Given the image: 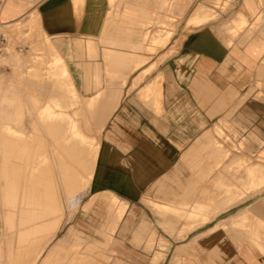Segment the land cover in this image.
<instances>
[{
	"label": "crops",
	"instance_id": "1",
	"mask_svg": "<svg viewBox=\"0 0 264 264\" xmlns=\"http://www.w3.org/2000/svg\"><path fill=\"white\" fill-rule=\"evenodd\" d=\"M83 1L0 0V42L7 44L8 30L19 22L39 26L49 63L46 101H59L64 107L54 110L55 115L72 118L68 109L76 108L86 120L87 131L91 122L103 128L109 119L105 150L95 173L103 193L82 206L94 180L99 146L95 144L90 157L74 162L72 123L43 128L33 124L26 133L24 120L16 123L15 119L29 116L27 106L33 115L40 114L36 97L26 99L15 87L0 88V198L4 202L0 204L4 210L0 264H264L263 202L228 214L248 197L263 192L264 186L255 192H234L227 185L234 177L226 173L220 176L224 182L220 187L226 190L220 199L203 189L202 199L189 203L187 197L197 182L192 176L180 180L187 171L201 172L206 162L217 165L230 155L233 158L227 165L234 159L247 163L250 154L264 164L259 155L264 149V124L259 122L264 118V0H233L234 11L223 30L222 25L210 23L218 14L200 7L187 21V27L198 29L174 55L162 58L155 80L139 92L144 108L137 103L134 109L130 102L120 100L126 80L132 71L147 65L145 52L171 34L166 31L150 37L136 26H147L150 19L171 26L162 14L169 2L159 0L150 10L148 0H120L126 14L119 21L110 14L109 0H86L82 6ZM170 9L178 10L179 5L171 4ZM23 61H11L12 67ZM155 67V63L148 64L133 85ZM103 75L106 89L102 88ZM43 84L33 79L31 89L43 88ZM84 91L94 93L81 97L78 92ZM233 116L238 117L229 122L240 143L230 142L232 150L228 151L218 140L230 141L223 123L229 124L225 118ZM214 120L219 123L213 130L206 129ZM42 132L49 139L63 134L59 139L63 156L41 157ZM187 141L196 144L178 165L180 148ZM74 171L79 178L73 177ZM58 174H64V180L80 179L87 184L81 189L67 188L63 181L61 199L53 192L43 193L41 199L45 187L41 182L57 180ZM14 196L16 204L9 203ZM233 196L241 199L233 201ZM98 198L105 217L90 221L88 232L79 236L72 218L80 207L89 209ZM57 212H64L63 219ZM221 214L226 215L217 220ZM63 229L65 234L57 239ZM81 245L87 253L73 250Z\"/></svg>",
	"mask_w": 264,
	"mask_h": 264
},
{
	"label": "rangeland",
	"instance_id": "2",
	"mask_svg": "<svg viewBox=\"0 0 264 264\" xmlns=\"http://www.w3.org/2000/svg\"><path fill=\"white\" fill-rule=\"evenodd\" d=\"M158 1L159 0H148L147 3H148V7L150 8V10L155 9V6L157 5ZM215 1L216 0H168L169 2L168 8L162 14L166 16L165 20L168 21L171 24V26L156 24L152 19H150L147 22V26H141V25L136 26L137 29H139L140 31L150 33V37L155 36L159 33L161 34L165 33L166 31H170L171 34L164 43L154 44V46L152 47L153 48L152 50L145 52V56L147 58V61H146L147 65L146 64L145 65L148 66V64H152V63L156 64V67L150 73L145 74L144 77L139 79L136 85H133V79L136 76H138L139 73L142 71V69H144L146 66L144 67L143 65L140 68L130 73V75L128 76V79L126 80L125 86L122 89L120 100L122 98L125 99L123 103L129 104L130 102V105L133 109L137 103H138L137 104L138 106H140L141 108H144L143 106L146 103L139 96L140 90L143 89L145 85L150 84L155 80V77L158 71L157 65L165 58L171 57L172 55H174L175 52L185 42L187 37L191 35L195 30L198 29V28H193V26L187 27V21L192 15H194L195 13L199 11L200 7H206L216 12L218 16L216 17L215 20L211 21L210 23H213V25H222L221 30H223L224 25L228 23L227 21L231 17L234 11V6L231 3L233 0H218L217 1L218 4L215 3ZM85 2L86 0L83 1L82 6L84 5ZM123 2L124 1H120V0H109L110 14L114 13L119 21H121L123 15L126 14V10L124 6L122 5ZM224 2H226L227 4H225ZM175 3L179 5V9L171 10L170 5L171 4L174 5ZM125 22L127 23V21ZM259 22L260 21L256 22V25L254 27H256ZM38 29H39V26L37 23L29 24V22L26 21V22H19V24L11 26L10 30H8V33H7L8 35L5 36V38L7 39L6 46L8 48V56L5 61H0V88L11 89L15 87V88H18V91L20 92L19 93L20 96L22 97L24 96L26 99H27V96L36 97L37 110H39L41 107L40 114L39 115L37 114L36 116L33 115L32 110L30 109V107L27 106L26 109H27V113L29 116L25 118L20 116L15 119V122L18 121L20 123H22V120H24L23 127L26 129V133H28L32 129L31 125L33 124L40 125L43 128V126L45 125L64 124L66 123L65 122L66 120L69 123H72L73 125L72 141L74 143L72 142L71 153L73 154L74 162L78 163L80 162L79 160L81 158L90 157L93 154L94 149L96 147L95 144L99 146L98 157L95 163L94 180H93L90 191L81 201V205L84 206L91 199L93 195H100L103 193V192H100L102 191L101 189L103 188V186L102 188H99V186H97L98 182L95 180V173H96V167H97L96 164L98 162V159L100 158L101 154L105 150L104 145H105L106 138H105L104 130H105V127L109 119L107 120L103 128H97L93 124V122H91L90 131H87L86 120L81 115L80 111L76 110V108L75 109L73 108V110L72 108L68 109V113L70 114L73 113L72 118H66L60 115L53 116L54 110L56 109L63 110L64 107L62 108L59 101H55V100L46 101V97L48 95V90H49V85L46 84L45 82L48 81L47 80V77H48L47 75L48 66L47 65H49V63H48V58H46L47 57L46 52L43 49L44 48L43 43H41L42 38L39 35ZM23 42H24L23 46H17V45L22 44ZM146 44H148V42H146ZM17 47H22L23 49L22 52L18 53L16 50ZM11 55H19V57H21V59L24 61L18 67L13 68L15 66L12 67V64H11L12 62L10 61ZM165 55H168V56L162 59ZM33 79L36 80L37 82H44V84L42 85L43 88H37L35 90L34 89L32 90L31 82L33 81ZM106 80L107 79L103 75V79H102L103 89H106L107 87ZM53 88L54 86H51L50 90H52ZM84 92H78V93L79 95L82 93L81 94L82 96L80 95L81 97L91 96L94 93V91H89V92L84 91ZM258 95H260V93L256 94V96ZM135 98L136 99L140 98L141 100L136 102ZM147 106L149 108H152L148 104ZM35 111H36V108L35 110H33L34 114H35ZM154 112L158 115L161 114V111L160 112L154 111ZM237 117L238 116H233L231 118H225V120H227L229 124L223 121L224 122L223 128L225 129L224 131H225L226 137L230 141H225L222 138L219 139L218 141L221 142V144L228 151L232 150V146L230 142H232V145H239L240 143V139L236 136L237 135L236 128L229 122L231 119H237ZM217 121L218 120H214L213 122H211L209 126H207L206 129L213 130L214 125L216 123H219ZM259 122L264 124L263 116L259 118ZM78 135L79 136L82 135V137L81 136L79 137ZM242 135L245 136L244 134ZM60 136L63 137V134L57 133V138L49 139L48 133H43V132L41 133V137H42L41 148H38V150L41 153V157H44V156L45 157H48V156L55 157L56 156L58 158L64 155L63 146L59 147ZM84 136H88L92 139L88 140ZM54 142H56V147H55ZM195 144H196L195 141L193 142L187 141L185 143L184 148H180L178 165L180 163L182 155L186 153L188 149H190V147L194 146ZM233 149L235 150L234 147ZM217 152L218 153L220 152V147H217ZM259 155L261 156V158H264V149L259 152ZM246 156L250 158V161H248L247 163H242L241 160L234 159L233 164L227 165L233 158V155H230L222 159V161H220V163H218L217 165H214L213 163L209 161L206 162L205 164L201 166V168L203 169L201 170V172L191 173L187 171L184 177L180 178V180L184 182L186 178H189V176H192L193 177L192 179H194V181L197 182V185L195 186L196 187L195 190L192 191L188 195L187 201L189 203H192L193 201L202 199L203 189H207L208 191L215 193L216 198L220 199V197H222L226 191L224 187H220L221 184H224V182H221L220 176L226 177V173L232 174L234 177L233 180L227 182V185H230L232 189L234 190V192L238 189L239 190L242 189L243 191H246V192H255L261 187H263L264 186V164L257 162V160L259 159L257 155L250 154ZM246 156L244 158H246ZM77 166L79 167V165H74V168ZM57 177H58L57 180H52V181L47 180V181L41 182L42 186L43 185L45 186L41 190V196H40L41 199L43 197V193H47V192H53L56 194V198L61 199L62 197L61 193L63 194V190L61 189V182L63 181L67 182V185H68L67 188H72L71 186H73V188L81 189L82 186H85L87 184L86 181H82L80 179H73L72 181L68 179L64 180L63 179L64 174H58ZM73 177L79 178L80 175L75 173L74 171ZM176 190H178L179 193L181 192V194H183L182 189L176 188ZM27 197H28L27 195L24 197L25 203H26ZM31 198L32 196L29 195V199ZM16 199H17L16 196H14L12 200L10 199L11 202L9 203L16 204ZM44 199L48 200V197H44ZM232 199L233 201H238L241 198L233 196ZM2 200L3 198H0V204L4 203ZM255 201H260V202H263L264 204V191L259 194H255L253 196L248 197L246 200L243 201L244 202L243 204H238V206L237 205L234 206L233 209H231L228 212V214L238 211L242 207L246 205H250ZM56 206H57V209L59 210L63 209V205H56ZM103 210H104V205H103L102 200L99 198L94 201L93 205L89 209L85 210L80 207L77 210V212L74 214L72 218V222L74 225V229L80 233L78 234L79 236H82L81 232H84V233L88 232V227L91 225L90 221L95 222V221H101L104 219L105 212H103ZM3 212H4L3 207L0 205V227H3L4 225L3 220H1L3 216ZM250 213L253 215L252 212ZM56 214L59 215L60 219L61 218L63 219L62 214H64V212H57ZM224 215L226 214H221L220 217L217 218V220L222 219ZM56 229L58 231L59 227H56ZM65 232L66 230L63 229V231L58 234L57 239L63 237ZM73 250L75 252L87 253L86 249L82 250V245L75 246Z\"/></svg>",
	"mask_w": 264,
	"mask_h": 264
},
{
	"label": "built area",
	"instance_id": "3",
	"mask_svg": "<svg viewBox=\"0 0 264 264\" xmlns=\"http://www.w3.org/2000/svg\"><path fill=\"white\" fill-rule=\"evenodd\" d=\"M17 52H22V47L16 48ZM8 56V48L6 46V42L4 40H1L0 42V61H5Z\"/></svg>",
	"mask_w": 264,
	"mask_h": 264
},
{
	"label": "bare ground",
	"instance_id": "4",
	"mask_svg": "<svg viewBox=\"0 0 264 264\" xmlns=\"http://www.w3.org/2000/svg\"><path fill=\"white\" fill-rule=\"evenodd\" d=\"M10 61H14V62H20V61H22V59H21V57H19V55H11V59H10ZM97 88V87H96ZM43 115V114H42ZM55 115V113L53 114V116ZM64 115V114H63ZM104 115V114H103ZM48 116V115H47ZM50 116V115H49ZM65 120V119H64ZM61 121V120H60ZM63 121V120H62ZM67 121V120H66ZM65 121V122H66ZM78 124V123H77ZM76 126V125H75ZM79 127V126H78ZM76 131V130H75ZM71 133V132H70ZM75 133V132H74ZM73 133V134H74ZM79 136V135H78ZM81 137H82V135H80ZM79 136V137H80ZM81 139V138H80ZM83 139H84V137H83ZM82 140V139H81ZM74 143V142H73ZM74 145V144H73ZM89 148V147H88ZM85 150V149H84ZM86 153H88V152H86ZM83 155V154H82ZM85 155H87V154H85ZM39 182V181H38ZM62 188V187H61ZM64 189L66 190V188L64 187ZM52 194V193H51ZM54 195V194H53ZM55 196V195H54ZM58 197V196H57ZM56 198V197H55ZM52 199V198H51ZM60 201V200H59ZM231 205V204H230ZM233 205V204H232ZM229 207V206H228ZM224 208V207H223ZM232 221V220H231Z\"/></svg>",
	"mask_w": 264,
	"mask_h": 264
}]
</instances>
